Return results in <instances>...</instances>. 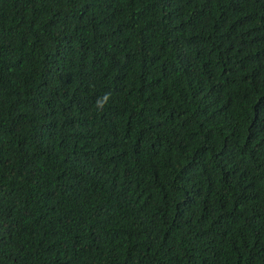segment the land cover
Wrapping results in <instances>:
<instances>
[{"label": "trees", "instance_id": "obj_1", "mask_svg": "<svg viewBox=\"0 0 264 264\" xmlns=\"http://www.w3.org/2000/svg\"><path fill=\"white\" fill-rule=\"evenodd\" d=\"M0 264H264V0H0Z\"/></svg>", "mask_w": 264, "mask_h": 264}]
</instances>
